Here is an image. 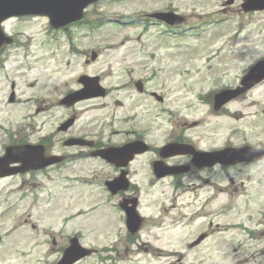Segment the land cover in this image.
I'll list each match as a JSON object with an SVG mask.
<instances>
[{"label":"rangeland","instance_id":"1","mask_svg":"<svg viewBox=\"0 0 264 264\" xmlns=\"http://www.w3.org/2000/svg\"><path fill=\"white\" fill-rule=\"evenodd\" d=\"M227 1L101 0L85 12L88 27L75 25L69 28L73 36L71 41L66 31L54 32L45 17L7 21L8 34L19 42L9 46V52L4 55L6 58L8 54L15 55V58H10L8 67L0 71V153L13 138L31 134V131L37 137L39 128L43 129L42 135L53 138L57 151H63L60 139L65 134L59 133L57 127L72 113H76L79 119L71 132L97 130L99 134L102 132L100 136L105 141L111 136L115 141L123 140L126 135L122 132L136 123L150 129L146 140L154 145L165 143L167 138L179 132L193 137L199 149L220 147L226 142L264 143V114L261 112L264 107V81L226 105V110L223 107V110L215 112L213 96L209 99L205 97L209 88L220 90L226 83L237 84L249 63L264 57V11L249 14L242 11V0H233L232 4L225 5ZM166 9L182 16V27L189 23L197 24V30L189 31L186 41L162 35L167 26L147 16ZM224 16L226 21L217 23ZM105 18L111 22L92 29V23ZM234 30L240 32L237 38L232 36ZM196 32L203 34L196 38ZM48 40L51 45L46 42ZM177 42L190 46L178 48L174 46L180 45ZM142 43L149 46L147 49H157L158 55H164L154 61L155 65L162 66L159 77L147 85L149 90L166 98L164 105L147 94L139 95L132 86H122L125 72L120 71V66L129 64L124 60H131L130 63L134 64L147 60V51L139 48ZM25 44L33 45L35 52L36 48H44L45 52L33 64H27V68L22 69L15 60L28 51L29 46ZM218 48L222 50L221 56L205 62ZM51 49L57 52L50 54ZM72 49L80 52H73ZM92 52H96L95 61H91ZM231 52H234L233 56L226 55ZM221 57L227 61V77L210 80V72L224 69L218 68L221 67ZM177 67L189 69L185 77L194 84V99L190 93L185 96V92L183 96L179 93L180 84L174 81ZM225 72L222 70L221 73ZM84 73L103 76V85L117 89H113L106 98L85 101L74 108L56 105L55 101L64 96L65 90L78 87L77 79ZM163 79H167L165 87L161 85ZM12 92L14 103L9 101ZM199 94L202 96L197 99ZM117 101L124 105H118ZM184 102L192 103L193 108L183 111L178 117L156 114L159 105L181 108ZM134 104L136 107L132 109ZM128 105L129 108H126ZM131 111L138 112V122L124 121L125 115ZM231 112L235 114L230 126L224 125L226 118L223 115ZM192 123H195L194 126H191ZM115 131L120 133L115 134ZM156 156L154 152H148L132 163V178L135 177V181L142 185L141 209L147 220L139 245L131 244L130 251L137 253H131V260L125 258L120 264H240L234 262L239 258L242 264H264V215L261 214L264 210V157L251 166L201 172L199 175H204L206 182L193 180L187 188L174 191L170 180L151 182V160ZM185 160L186 157L171 158L168 163ZM195 172L198 171L190 169L185 175ZM115 174L106 163L92 159L53 167L27 180L21 177L1 180L0 210L8 207L9 210L0 215V235L14 224L19 229L10 237H4L0 264H27L33 255H36L34 264H47L48 260L51 264V260L60 255L48 252L45 243V239L51 237L48 224H54L56 230L59 216L76 214L82 204L85 212L76 214L66 223V232L83 228L87 232L86 239L90 237L93 245H101V238L98 237L99 242L97 236L94 238L96 232L101 233V237H107L112 235L116 226L109 210L105 206L99 207L98 200L102 194L94 187L79 185L64 188L62 185L66 175ZM186 181H190L189 177ZM23 190L32 192L21 199ZM221 195L223 197L220 198ZM160 203L166 204L162 211L159 210ZM92 205L97 209L87 208ZM185 217L189 218L186 222ZM27 220L32 224L35 222L36 227L33 229L31 223L26 225ZM98 222L101 225L96 227ZM234 224L241 228L234 229ZM250 228L257 229V232ZM202 230L208 231L207 238L198 246L185 249L184 242L191 241ZM248 230L250 233H247ZM19 238L25 244L18 242ZM114 242L123 254L125 242L117 238ZM16 245L27 248L28 252H22L14 247ZM80 264L106 262L93 256Z\"/></svg>","mask_w":264,"mask_h":264},{"label":"water","instance_id":"2","mask_svg":"<svg viewBox=\"0 0 264 264\" xmlns=\"http://www.w3.org/2000/svg\"><path fill=\"white\" fill-rule=\"evenodd\" d=\"M17 1H21V0H0V4L2 3V11H0V22L2 20H4L7 17H10L12 15H19V14H26V13H39V14H47L51 17V20L55 23H57L55 26L59 25L58 22L63 21L65 19L71 21V20H75L77 18H79L80 13H81V9L87 5L89 2L93 1V0H80L77 4H75L72 13L70 14H66L63 12H66V10L69 8V6H64L61 7L59 11H55L53 9H45L44 6H31V5H24L21 6V4ZM26 8L28 10H22L23 8ZM39 7V8H38ZM243 8L245 10H251V9H259V8H264V0H247L246 3L243 5ZM10 40L5 38L1 32H0V46L4 43V42H9ZM254 79L252 80L253 82H258L260 81L263 77H264V63L259 64L254 70ZM97 83V79H95L94 81H84V84L86 85V89L83 90V94L82 92L78 93L76 97H72L67 99V102H73L79 98H83L85 96H93V95H97L100 94L101 91L95 87ZM232 97V95H227L224 98H219L217 103H216V108H219L226 100L230 99ZM72 123V121L66 123L64 125V127L69 126ZM134 145V144H133ZM133 145H128L125 146V148H121V149H117V150H109L105 153H102L103 156L112 161L115 162L116 164L119 165H126L127 162L132 158V155L135 152H141L143 150H139L137 148H133ZM127 151L130 150V152L128 154H123L122 157L118 156L116 151ZM145 150V149H144ZM247 151V150H246ZM236 156V155H234ZM210 157L209 155L207 156V158ZM260 156L258 155L259 158ZM239 159L242 158V155H240L238 157ZM235 157H233L232 159H221L219 156L218 158L212 159V161L214 160V162L219 161V162H231V161H235L234 160ZM238 159V160H239ZM60 158H51V159H44L43 158V148L38 147V146H17V147H10L6 153V155L0 159V176H6V175H11V174H15L18 172H26L28 170L31 169H38V168H42V167H46L52 163H55L57 161H59ZM198 158L195 159V163H198ZM12 162H20L21 166L17 167V168H11L9 169V164H11ZM213 162V163H214ZM156 169H158V173L160 175H164L166 174V170H163L159 165L156 166ZM169 171V170H167ZM130 216V220L132 219V223L134 224L135 219L132 216V214L128 213ZM77 257H75L73 260H75ZM69 262H63L62 264H67Z\"/></svg>","mask_w":264,"mask_h":264},{"label":"flooded vegetation","instance_id":"3","mask_svg":"<svg viewBox=\"0 0 264 264\" xmlns=\"http://www.w3.org/2000/svg\"><path fill=\"white\" fill-rule=\"evenodd\" d=\"M234 2V1H233ZM131 61V60H130ZM129 60H127L126 62H130ZM131 66V65H130ZM139 72H137L138 74ZM137 74H134V71L132 70H127L126 71V74H125V79H124V82H126V84L128 86H134V83L137 79L140 78V76H137ZM137 76V77H136ZM142 77V75H141ZM145 82V81H144ZM153 91L150 92V94H152ZM72 129V128H71ZM71 129L68 130V134L69 132L70 133H74V132H71ZM79 134V132L77 133ZM88 139H92L91 137H86ZM140 138V137H139ZM105 145H100L98 144L96 141L94 143V148L95 150L96 149H100V148H103ZM151 152H154L155 154L157 153L156 150L154 148L151 149ZM91 155V151H87V152H84L83 150H79V152L77 153L76 157L82 159L83 158H88L89 156ZM116 177V175H99V177H97L96 179L98 180L97 181V184H98V188H100V191L103 192L104 194L108 195L109 198H110V201L112 202V205L114 208H119V203L120 201H124V200H129L130 198L132 197H136L138 198V202H139V205L141 203V198H140V193H139V189H138V185L136 184V181L132 180L131 181V175H129V186H128V189L126 191H122V190H119L117 192V194L115 195H112L110 194L106 187H105V183L107 180H110V179H114Z\"/></svg>","mask_w":264,"mask_h":264},{"label":"bare ground","instance_id":"4","mask_svg":"<svg viewBox=\"0 0 264 264\" xmlns=\"http://www.w3.org/2000/svg\"><path fill=\"white\" fill-rule=\"evenodd\" d=\"M220 198L222 197V195L221 196H219Z\"/></svg>","mask_w":264,"mask_h":264}]
</instances>
